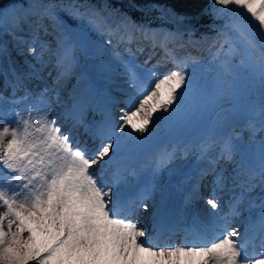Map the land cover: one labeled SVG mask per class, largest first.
<instances>
[{"label":"snow or ice","instance_id":"snow-or-ice-1","mask_svg":"<svg viewBox=\"0 0 264 264\" xmlns=\"http://www.w3.org/2000/svg\"><path fill=\"white\" fill-rule=\"evenodd\" d=\"M213 2L221 6L214 11L224 24L218 33L222 40L214 45L213 60L219 71L211 80L185 70L189 64L199 62L178 57L169 47L171 34L156 42L150 30L128 17L113 28L109 22L111 13L105 16L91 8L82 12L80 7L72 6L70 15L87 24V30L76 33L60 18L59 6L54 4L13 0L10 11L0 9V53L7 51L3 38L11 36L17 47L30 44L29 51L42 60L52 49L46 41L39 40V32L47 34L51 25L60 34L55 53L56 66L62 70L60 76L76 63L78 46L87 50L93 44L92 32L107 31L111 36L121 28L123 43H133L136 32L152 40V53L145 64L159 47L162 59L174 69L159 77L154 68L143 69L136 62L131 48L125 49L128 58L113 50L133 90L127 98L128 108L120 109L118 120L107 113L103 122L94 126L85 119L79 104L52 118L51 106L41 94L31 109L16 113L12 125L3 123L0 264H264V199L257 204L249 197V209L259 211L255 218L249 215L243 232L233 226L241 216L246 193L258 186L264 190V138L259 141L258 158L240 182L244 191L229 201L227 212L212 213L207 222L188 230L179 245L160 242L174 230L164 227L158 214L152 217L151 234L136 223L140 208H147L145 202L151 198L152 185L145 184L135 195L127 191V176L136 175L129 163L132 153L155 135L161 119L180 120L194 102L218 107L225 99L234 98L237 68L248 69L264 87V0ZM24 25L35 29L31 42L16 34L24 30ZM107 43L110 45L111 39ZM136 51L145 49L138 45ZM104 52L103 44H94L95 55L102 56ZM235 58H239L238 65ZM22 87L23 81L18 78L13 95ZM29 96L25 88L24 95L13 103L27 101ZM58 119L70 125L68 131H61L63 124L58 125ZM247 127L253 137L264 132V104L251 113ZM78 129H83V137L74 135ZM213 144L199 146L202 158ZM234 151L235 145L228 138L220 146L219 158L231 160ZM174 158L175 149L160 151L152 163L153 172L167 167ZM214 184L206 200L211 209L219 207L217 190L225 187V178L218 175ZM195 194L199 195L198 189Z\"/></svg>","mask_w":264,"mask_h":264},{"label":"rangeland","instance_id":"rangeland-1","mask_svg":"<svg viewBox=\"0 0 264 264\" xmlns=\"http://www.w3.org/2000/svg\"><path fill=\"white\" fill-rule=\"evenodd\" d=\"M12 4L7 8L0 9L10 11ZM84 5L86 6V9L81 10L83 5H76L75 2L70 0H66L63 3L57 4V6H59L60 18H62L63 21L67 25H69L70 28L73 29L76 33H79L82 29L87 30V24L86 21L74 19L70 15L72 6L80 7V10L82 12H87L90 8L95 9L91 7V5ZM100 6L101 7L99 9L97 8L95 10L103 12L105 16H108L109 13H111V15L109 16V22L113 28H116V26L120 24L124 17H128L126 14L121 13L116 8H111L106 3H102ZM220 7L221 6L219 5H215L213 0H210V12L212 17L214 18V21L205 24L201 32H196L194 34L188 32L187 35H185L186 30H183L179 33L173 26L169 24V26L165 25L167 23L159 22L157 20H154L153 22H133L150 30L153 34L152 40H155L156 42H159L166 34H171L169 35V47L175 50L176 55L180 58H194L199 62L196 64H189L185 70L190 74L196 72L198 76L200 74H203V76L211 80L215 76L216 72L219 71L217 63L213 60V55L215 54L216 50L214 45H218V43L222 40V37L219 36L218 33L223 27L224 19L219 18L214 11L215 9ZM228 15H233V13L229 12ZM156 17L159 18V15L157 14ZM131 30L132 29H129V31ZM122 31H124V29L121 28L111 36L108 35L107 31L102 33L92 32L91 39L93 41V44L90 45L87 50L79 46L76 48V63L73 65L74 67H83L84 64H89L90 61L95 60L97 61V64L94 68L97 69V73H102L105 75L108 74V78L97 80L91 76L87 81H68L63 87L64 90L67 91L65 95H55V97L52 98V103L50 104V117H60L61 113L65 109L71 108L74 104H76L73 101L72 95L76 93L77 87L78 93L84 89L87 91L88 87L93 92L95 91L96 84H98L102 85L104 88L102 96H104L105 98L106 105L109 106V111L107 113H111L117 120L119 119L120 115L122 114L120 112V109L124 108L127 110V98L130 94H133V90L131 88L128 89V87L124 86L123 84H120L123 78L120 76H116L115 73L116 71L120 70L121 66L119 60L113 55V50L119 51L124 58H128L129 53L125 51V49L131 48L132 52L135 53L136 62L140 64L143 69L148 68L149 64L152 65L149 68H154L159 77H162L169 71L174 70L173 65L170 62L162 59L163 53L159 47L156 48L155 54L152 55V59L147 64H145V60L152 53V40H146L141 35V33L136 32L135 40L133 43H123L120 40ZM16 34L19 36H24L29 40V42H31V37L36 33L34 27L29 28L28 25H24V30L22 32L18 31ZM10 37L11 36H5L3 40L5 41ZM109 39H111L112 41L110 45L107 43ZM39 40L46 41L51 46L52 53L46 54L42 60L36 59L38 65H42L44 61L45 63H47L48 61V63L45 69L41 67L38 71L34 72L36 73V76L30 77L32 79L31 84L27 83L25 75L27 76L28 73L31 74L33 72L22 67V69L16 68L17 66L14 64V62L12 61L13 59L10 58L11 55L8 53V45L5 43L7 51L3 53L5 54L8 66L15 74H18L20 76L21 80L23 81V87L17 91L16 97L10 98L7 96L10 93L11 87L10 85L7 88L3 86L4 73L1 72L3 64L0 59V104H6V108L0 110V117H4V115H11L13 116V121H15V111L17 110V105L20 103H13V101L19 100V98L23 96L25 88L28 92L29 89H31L30 93L34 92L35 100L38 96H41V94L43 95V99L45 100L46 98L50 97L48 93L50 87L52 85L56 86V83L58 82L56 70L61 72V69H58L57 67L56 70L53 68L50 69V65L52 67V64H54V62L56 61L55 53L57 51V45L60 40V34L58 33V31L54 30L51 25H49L47 34H45L43 30L39 32ZM13 43L16 44L15 41H13ZM95 43H101L104 45L105 52L102 56H97L94 54ZM24 45L29 49L30 44ZM138 45L143 47L145 51L137 52L136 50ZM36 48L37 52H39V42H37ZM23 56H25V54L20 55V57ZM32 57L34 58V55L30 52L26 58L27 60H32ZM143 58L145 59L142 60ZM19 61V58L15 59V63ZM111 62L116 63V66L111 67ZM234 63L238 65L239 58H235ZM170 65H172V67H170ZM234 71L238 78L237 95L234 98L225 99L218 107H204L194 102L191 111L180 120L176 122H166L163 119L160 120L159 124L156 127L155 135L147 140L144 144L138 146V148L134 152L139 156V162L137 164L136 162L130 163L131 168L135 169L136 171L135 176H137L139 179L138 183L132 185L134 189L138 191V189L141 188L143 184H150V182L145 180L149 179V176L153 171L152 163L155 159L151 157L152 155L157 156V154L164 149L169 150L170 147L166 148V145H169L179 147L182 150V157L185 156L186 150L188 148L193 150V154L187 162H182L175 166L173 165L174 163H170L168 165V168H174V173H176L174 174V177L170 176V184L176 186L178 185L179 179H181V184H179L180 188H185L188 184L189 178L191 177L190 172L193 170H195L194 172H196V169L194 168L201 165L200 174L202 176L210 173L211 177L216 180L218 174H221L225 177L235 180L233 181L232 186L236 188V193L239 192L241 194V192L244 191L243 188L240 189L238 188V186L240 185V182L242 180L246 179V176H237V173L240 171V167L248 168L250 164H252L254 160L258 158L259 141L264 138V132H257L255 137H253L247 125L251 113L258 110L261 104H264V97L261 94L262 85L258 77L253 76L251 72L245 68H237ZM110 74H113L115 76L111 77ZM78 85H82V87ZM90 86H92V88ZM34 87H37V90H35ZM45 89H47L48 92L45 91ZM52 94L54 93L52 92ZM57 97H59V102H57ZM77 104L83 106L85 119L90 124L97 122L96 115L94 114L93 110L86 107V103L81 101V103ZM28 106V104L25 105L26 108L23 112L27 111ZM96 109L97 111H99L101 108L98 105ZM107 113L104 112V115H106ZM246 114H248L249 117L245 116ZM104 115L102 112V116ZM244 119L246 120L245 122H243ZM60 124H63V127L61 128L62 132L68 131L69 128H64V125H66V123L62 119H58V125ZM202 130L204 131V133H202ZM80 131H82V129L76 130V132H74V135H78ZM228 138H231L233 145H235L233 158L231 160L220 159V146L223 144L224 140ZM206 142H214V144L212 150L207 154V156L202 158L200 155L199 146L202 143ZM142 161L148 164L149 172L147 174H144V172H142L138 166ZM130 177L131 176H128L127 179H129ZM168 178L166 177V175L162 177L161 181L163 182V184H166ZM192 182L194 185H196V177ZM196 187L199 191H203V193H205V195L203 196L196 195L198 201L197 206L201 208L204 202L207 200L212 189H209V187L204 189L202 181H199ZM162 190H164V186L158 184L157 192L154 195L159 197ZM263 192L264 190L262 191V193L257 194V191L252 190L251 192H247L248 194L246 193L244 202L240 207V220L241 218H245L249 213V197L254 201L257 198L259 204L261 199H264ZM183 193L186 194V190L183 189ZM229 193H231L229 192V189L219 191V202L225 203L228 202L229 199H233L234 197H236V193ZM153 200L154 196L152 198V201ZM155 208V205H147V208H140L139 213L136 217H138V219L141 221V218L139 216L143 214L145 225L147 226V224H149V226H151L152 224L149 220V216L151 213H149V210L150 212H153ZM194 210L195 209L193 207L189 208V212L185 216L184 220H181L183 227H185L186 220L195 212ZM233 226L237 227L240 231L241 226L238 225V223L234 224ZM148 232L150 234V228L148 229Z\"/></svg>","mask_w":264,"mask_h":264},{"label":"bare ground","instance_id":"bare-ground-1","mask_svg":"<svg viewBox=\"0 0 264 264\" xmlns=\"http://www.w3.org/2000/svg\"><path fill=\"white\" fill-rule=\"evenodd\" d=\"M4 43H6L8 45V53L11 55L10 58L13 59L12 61L17 66L16 68H20V69L24 68V69H28L29 71L33 72L31 74L28 73L27 76L25 75L27 83L31 84L32 79L30 77L36 76V73H34V72L38 71L41 67H43L45 69V67L47 66L48 61H47V63H45V61H44L42 63V65H38L35 56H34V58L32 57V60H27L26 57L30 53L29 49L27 47H25V45H19V47H17L16 44L13 43L12 37H10L9 39L5 40ZM24 54H25V56L20 57V55H24ZM18 58L20 59V61L15 63V59H18ZM0 59H1V62L3 64V67H2V70H1V72L4 73L3 86L7 88L11 84L15 85L18 78L21 80L20 76L18 74H15L10 69V67L8 66V62L6 60V57H5L4 53H0ZM144 59L145 58H143L142 60H144ZM96 64H97V61L94 60V61H90L89 64H84L83 67L76 68V67L73 66L71 68V70L66 75L60 76L59 75L60 72L56 70L57 66H56V61H55L54 64H52V67L50 65V69L53 68V69L56 70V75L58 77L57 78L58 82L56 83V86L52 85L50 87L49 92L47 91L49 93L50 97L46 98L45 101H47L48 104L50 105L52 103V98L55 97V95L56 96L61 95V94L65 95V93L67 91L64 90L63 87L70 80H77L79 82L80 81H87L91 76L93 78L97 79V80L107 79L108 78V76H107L108 74L105 75V74H102V73H97V69L94 68ZM110 66L114 67V66H116V63H112L111 62ZM150 66H152V65L149 64L148 68ZM170 67H172V65H170ZM148 68H146V69H148ZM115 74H116V76H120V77L123 78L121 80L120 84H123L124 86L128 87V89H129L130 86H129V83H128L127 75L123 74L120 70L116 71ZM110 75H111V77L115 76L113 74H110ZM78 86L82 87V85H78ZM114 86H116V85H114ZM90 87L92 88V86H90ZM97 87L98 86L96 85L95 86V91H93V92L88 87L87 91L84 89V90H81L79 93H78V87H77L76 93L74 95H72L74 103L77 104V103H81V101H83L84 103H86V107L88 109L93 110L94 114L96 115V119H97V122L92 123V125H94V126L101 124L103 122L104 118H105L104 112L107 113L109 111V106L106 105V102H105V100L103 98L104 96H102L103 92L101 93L100 100L98 101L102 111H97V109H96L97 103H98L97 99H96ZM34 88H35V90H37V87H34ZM30 90L31 89H29V93H30ZM52 92L54 94H52ZM261 94L264 97V87H262V89H261ZM23 95H24V92H23ZM26 103L29 105L27 107V110L31 109L33 104L36 103V100L34 98V92L30 93L29 99L27 101L21 102L20 104L17 105V110L15 111V114L17 112H19V111L23 112L24 109L26 108L25 107V105H27ZM5 108H6V104H0V110H3ZM21 108H23V109H21ZM102 112H103L104 116H102ZM101 117H103V118H101ZM2 120H3V122L0 123V127L3 126V123H8L9 125H12L14 123L13 116H11V115L10 116H5L4 115V117H2ZM64 128L65 129L69 128V124L66 123V125H64ZM78 136L79 137H83L84 136L83 129H82V131L79 132ZM167 147H170L169 150L175 149V158L171 162V163H174L173 164L174 166L178 165V164H180L182 162H187L190 159V157L192 156V154H193V150L188 148L186 150L185 156L182 157L181 156L182 150L179 147L166 145V148ZM138 157H139L138 155H136L135 153H132V156H131V159H130L129 163L136 162V164H137L139 162ZM151 158L155 159L156 156L152 155ZM202 164H203V162H202ZM138 166H139L140 170L142 172H144V174H147L149 172V167H148V164L146 162L144 163V161H142L141 164L138 165ZM200 166H196V168H194V169H196V172H194L195 170L190 172L191 177L188 180V184H187V186L185 188H183L187 192L186 193V197H185V201H182V196H183L182 195V191H183V189H182V187L180 188V185H179V184H181V179H179L178 185H176V186H174L173 184H170L171 177L172 176L174 177L175 176L174 174H176V173H174V170H175L174 168H170L169 169L168 166H167L165 168L160 169L157 172H153L152 171L151 172L152 174L149 176V179L145 180V181L150 182V184L152 185L151 198L148 201H146L145 203L147 205H149V206H151V205H155L156 206V208H155V210L153 212L152 211L150 212V210H149V213H151L149 218H152L154 214H158L159 218L161 219V221L163 223V226L166 227V228H171V229L174 230L173 234H166L164 237H162L161 241H160L161 243L171 242L173 245H179L184 240V237H185L187 231L190 230L189 228H187V221L192 222V228L193 227H198L201 222H207V219L210 216V214H212V213L220 214V213H224V212L228 211V203L232 199H229V201L225 202V203H220L219 202V207L217 209H211L210 206L207 205L206 201L204 202V204L202 205L201 208H199L197 206L198 201H197V197H196V194H195V190H197L196 186L198 185L199 181H202L204 189L209 187V189L213 190L215 188V184H214L215 179L211 177L210 173L209 174H205L204 176H202L200 174L201 173L200 172ZM240 168L241 169L237 173V176L245 175V172H246V170L248 168L247 167H240ZM165 175H166L167 178L168 177L169 178H168V181H166V184L165 183L163 184V182L161 180H162V177L165 176ZM218 175H221V174H218ZM128 176H131L129 179H127V181H128V194L129 195H135L137 190L134 189L132 187V185H134L135 183H138L139 179L135 175L134 176L133 175H128ZM195 177H196V185H194L193 182H192ZM223 177L225 178V187L222 190L229 189V192L235 194L236 193V188L234 186H232L233 181H235V180H232L231 178H228V177H225V176H223ZM143 178H146V177H143ZM183 179H184V177H183ZM158 184L159 185L161 184V186L162 185L164 186V190L161 191L159 197L154 195L157 192ZM144 185L145 184H143L142 187ZM238 188L241 189V187H239V186H238ZM253 190L257 191V194L262 193V191H263L261 189V187H259V186L256 187ZM219 191H221V190H217V194H219ZM198 192H199L200 196L201 195L202 196L205 195V193H203V191H199L198 190ZM231 193H229V194H231ZM239 194H240L239 192L236 193V196H239ZM153 196H154V200L152 201ZM169 203H171V206H168ZM255 203L258 204L257 198L255 199ZM191 207H193L195 209L194 210L195 213L193 215H191V219L190 220H186L185 227H183V225L181 223V220L182 221L184 220L185 216L188 213L189 208H191ZM171 208L173 209L174 215L177 216V219L176 220L172 219L170 224H164L166 218H165V216L163 214L167 213L168 211H171ZM258 211H259L258 208L249 209L248 215L245 218H241V220H240V218H237V220H236V222L234 224H236L239 221V225L242 227L240 229V231L243 232V230H244V222H246V220H247V218L249 217L250 214H251V216L253 218H255V216H256ZM143 216H144L143 214H141V216H139L141 218V221L138 219V217H136V219H135L136 223L138 224V226H143L147 231H148L149 228H151L150 229V234H151L152 233L153 224L151 226H149V224H147V226H146ZM178 240H180L179 243H178ZM258 250L259 249H257V251Z\"/></svg>","mask_w":264,"mask_h":264},{"label":"trees","instance_id":"trees-1","mask_svg":"<svg viewBox=\"0 0 264 264\" xmlns=\"http://www.w3.org/2000/svg\"><path fill=\"white\" fill-rule=\"evenodd\" d=\"M42 3L51 4L63 3L66 0H40ZM76 5H83L81 10L87 5L99 9L102 3H106L111 8H116L121 13L126 14L132 21L159 22L173 26L179 33L183 30L185 35L188 32H201L203 26L214 21L210 12V0H70ZM13 0H0V8L9 6ZM159 15V18L156 15ZM163 14V15H161ZM168 25V26H169Z\"/></svg>","mask_w":264,"mask_h":264}]
</instances>
